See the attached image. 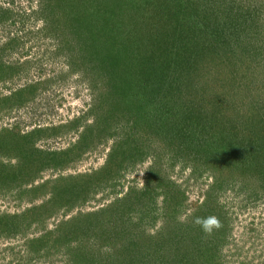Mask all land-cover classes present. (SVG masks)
<instances>
[{
	"label": "rangeland",
	"instance_id": "rangeland-1",
	"mask_svg": "<svg viewBox=\"0 0 264 264\" xmlns=\"http://www.w3.org/2000/svg\"><path fill=\"white\" fill-rule=\"evenodd\" d=\"M67 56L81 57L84 68L101 56L109 73L125 63L132 70L149 66L151 72L156 63L162 70L155 74L168 80L187 75L177 81L182 86L194 77L192 85L200 92L191 88L193 102L188 91L179 95L209 112L201 125L194 119L195 144L191 149L174 145L172 152L157 141L160 158L134 165L120 159V169L95 184L105 176L96 171L113 143L118 141L113 152L122 156L130 149L124 152L119 144L135 146L120 121L129 113L123 111L126 99L142 110L151 108L134 101L125 82L130 75L123 81L121 75H103L98 90L106 97L100 101L115 104L92 103L101 109L102 126L113 119L118 127L113 136H98L93 129L91 135L89 127L92 137L80 142L82 125L94 122H82L94 98L80 101L79 91L88 82L73 75L64 79L60 64ZM178 60L186 64L176 68ZM159 83L149 80L148 90L154 92ZM121 88L120 104L108 98ZM216 95L225 100L215 111L210 98ZM18 98L25 103L10 108L7 101ZM186 122L183 117L181 123ZM153 126L160 133L159 124ZM38 127L49 130L34 145L40 152L27 158L38 166L34 179L18 188L30 166L0 163V264H264V0H0V162L14 164L18 136ZM171 133L166 138L176 140ZM211 153L219 160L214 167ZM234 155L243 179H235V166L221 165ZM4 168L19 174L3 180ZM197 218H217L221 227L205 233ZM48 231L50 240L62 236L60 253L53 249L54 239L50 249L46 245L29 257L30 240L43 242Z\"/></svg>",
	"mask_w": 264,
	"mask_h": 264
},
{
	"label": "trees",
	"instance_id": "trees-1",
	"mask_svg": "<svg viewBox=\"0 0 264 264\" xmlns=\"http://www.w3.org/2000/svg\"><path fill=\"white\" fill-rule=\"evenodd\" d=\"M50 4H51V2H50ZM56 6L58 8L62 7V3L59 2L58 4H56ZM44 7H45V9L46 8L48 9V7H46V6H44ZM44 7H43V10H44ZM50 10H51L52 14L56 13L55 6L52 7L50 5L49 11ZM100 49H102V48L100 47ZM67 57L68 58L65 59V62H67L70 65V67H69V71L68 72L66 71L65 75H63L64 79H68V77L70 75L78 74L84 82H88L89 83L88 85H90L92 90L94 91V94H95L94 95V101H96V100L98 101V103H97L98 107H100L101 105H104V104H107V106L110 105L113 107V104H115V102H107L106 99H105L106 101H104V100L100 101V96L106 97V95H104L103 92L100 94L99 90H101V89L98 90V87L100 84L99 80L102 79L101 77L103 75H105L106 78H108V77L111 78L110 75H111V73H113V74H115V76L121 75L122 81H123L122 78H124L125 75H130L131 77L126 78L125 82H127V86L130 90V93H132V95L134 97V101L135 102H141V100H142L147 104V107L143 106L144 108H151V109L142 110V106L141 107L135 106L133 101L130 99V96H129V99H126V102H127L126 106H123L124 109L123 108L122 109H123V111L128 110L127 112H129V113H125L126 115H124V116L122 114L120 116V119H121L120 121H122V124L125 123V125H126V126L124 125L125 126L124 135H126L127 138L134 141L135 146L133 148H130V147L126 146V144H124V143L119 144L118 147L120 149H123L124 152L126 149H130V154L128 156H122L120 153H114L113 152V149L118 145V141L113 143L112 144V150L107 156L106 163L101 167V169L96 171L97 174L98 173H101V174L104 173L103 175H105V176L104 177L102 175L99 176L98 179L95 180V184L99 183L100 180L105 179L106 176L108 178V175H109L108 173L110 171L115 170V169H120V166L118 165V163L120 162V159H122L121 161H123V160L126 161L125 160L126 158L129 160L131 159V164H133V163H137V162H143L144 160L149 159L150 157L151 158H154V157L160 158L163 153H160L158 148L162 149V147L156 148V145L153 144V143L157 144L156 143L157 141L163 142V144H162L163 146L168 145L169 148L167 150L170 149L172 152L175 151L174 145H178V146L182 145L186 149H191L190 143L192 144V146L195 144V140H196L195 138L196 137H194L195 136L194 135L195 134L194 133L195 128L193 126H194L196 121L199 123V125H201L203 121H206L205 119H202V116L206 117L207 115H209V112H207V113L200 112L199 107L201 106L202 103L201 104L198 103L194 107L190 106L188 101H186L187 99H184L185 97L179 95V94L182 95L183 92L186 93V91H188L187 93H189V94H187L186 97H189L188 100L190 103L193 102L192 99H194V98L192 95L193 94L192 89H193L194 85H192V84H193L194 77L191 78L188 82H186L184 84V86H182L180 84V82H177V81L185 80L187 75H184V73L181 72V73L177 74L176 76H174V78L171 77V80H168V75L166 76L165 74H163L160 76V75L155 74L156 70H158V69L162 70V68H158V64H156V63H153L152 67H150V70H152L151 72L148 71L149 66H147L148 68L144 67V69L139 67V66H136L137 69L132 70V68L128 64L125 63L123 65V68L119 69V71L114 70V71L109 73L108 69L110 67L105 66L101 56L97 57L98 60L96 58H94L95 61L97 62V64L92 65L91 64L92 62L85 63L86 68H84L83 66H80V64L78 63L80 61L81 57H77V56H75V57L67 56ZM121 57L122 56L118 57V59L120 60ZM156 57H159V56H156ZM113 64L114 63H112V65ZM180 64L182 66V65L186 64V62L183 64L178 60L177 64H176V68H178V65H180ZM169 65H171L170 61H169ZM163 66H166V65H163ZM114 72H116V73H114ZM187 72H189V71H187ZM65 77H67V78H65ZM131 79H132V81H131ZM50 80L51 79H49V85L48 86H50V84H52V82H50ZM149 80H152L155 82H160L156 87L153 86L154 92L148 90ZM36 89H37V86L32 87V90H34L35 92L37 91ZM194 89L196 90V93H197V90H198V92H200L198 87L195 86ZM121 90L123 91V89L121 88V89H118V90L113 92V96H115V97H111L110 94H108V98H110L113 101L115 99H117L118 103L120 104L121 103L120 101L122 100V96H123V93H121ZM116 92L118 93V97H116ZM174 92H176V93H174ZM15 94L18 96L19 93L17 94V92H16ZM166 94L168 95V97H166ZM19 95H21V93ZM169 95H171V96H169ZM174 95H176V96H174ZM33 96H34V94L30 95L28 98L33 97ZM19 99L20 98H18L16 101L15 100L7 101L9 103H7V102L6 103L10 106V108L20 107L22 105V103H25L26 100L24 101V100H19ZM224 100H225V98L223 100H221L219 98V96L216 95V96H213L210 98V104L212 105L213 109L215 108L214 110L216 111L218 106L223 104ZM121 106H122V104H121ZM154 108H157L158 111L154 112L153 111ZM100 110L98 111L93 106L92 109L86 114L89 117L86 116L85 119H82L83 120L82 122H86V120L89 121V118L91 117V118H94V122L90 125L88 123L82 125V126H84V130L80 133V136H79L80 142L81 141L85 142V140L88 142V139L91 138L92 137L91 135L94 134L93 131L91 132L92 129L94 130V132L97 133L98 136L103 135V133L104 134L106 133L108 136L114 135V130L116 127H118V124H119L118 121L114 122L112 119L113 124L111 123L110 125H107V124H109L108 121L102 122L103 124H105L104 126H102L101 117H100L101 116ZM194 111H195V114L197 113L196 118H192ZM222 111H223V109H221V112ZM95 113L97 114V116H99V120L97 117L96 118L94 117ZM217 114L220 115L219 113H217ZM183 117H185V120H187L186 125L181 123V119ZM194 119H196V121ZM97 122H98L97 129H99L98 131L95 130ZM151 122L153 124H155V123L159 124L160 133L155 132L156 130H154L153 124H149ZM73 125L75 126L76 124L73 123ZM190 126L192 127V129H189ZM89 127H90V129H89ZM110 127L112 129H109ZM88 129L92 133L91 135H90V133H86ZM171 129H172V133H171L172 136L171 137L172 138L177 137L176 140L166 138V135L169 136V132L171 131ZM48 130H49L48 128L38 127L37 129L33 130V132H31L30 134H20V136H18L19 137L18 141L15 143L16 146L15 145L13 146L14 150L18 151V154L15 157V159H17V160H15L16 162H14V164L9 165V164H5L1 160V162H0L1 165L7 166L9 168L13 167V169L22 166L23 162L26 165L30 166L29 173L26 175V177L24 179H22L18 182L20 184L18 188L23 187L25 184L27 185L28 180L31 181L32 179H34V176H33V173L35 172L34 169L38 170V166L36 165V163H33V162H32L33 165H31L30 161L27 158L30 157L29 154H31V153L34 154V153L40 152L39 150H37L36 147H34V145H36L37 140L42 136L40 133L47 132ZM188 130L190 131V133H188ZM221 130H223V129H221ZM9 131L10 130H8V132ZM34 134H36L37 137L33 141H29L30 143L28 145H26L25 140L28 139L29 137H32ZM54 135H58V133L56 132V134H54ZM108 136H106V137H108ZM230 136L231 137L227 136V138L233 139V140L235 139V137L233 135L230 134ZM52 137H54V136H52ZM221 137L222 136H220V138ZM115 138L116 137L114 136V139ZM185 138H187V139H185ZM136 140H138V141L141 140L142 143H144V145L142 147H138L139 143H137ZM4 145H7V144L4 142ZM25 146L28 147V150L26 148H23ZM83 148H85V145ZM217 148H218V150L221 149L218 146H217ZM192 149H194V147ZM248 150H249V148H248ZM171 151H166L165 154L168 155V153ZM9 153H12V152H9ZM62 154H64V153H62ZM120 156H121V158H120ZM170 156H171V158H173L172 157L173 153H172V155H169V157ZM174 156L177 157L178 153H174ZM216 158H217L216 154H215V156H212V153H211V157L208 159V160H211V163L209 165H212L214 167L215 162L219 161V160H215ZM206 159H207V157H206ZM208 160H206V161H208ZM176 161L181 163V161L177 160V158H176ZM27 162H28V164H27ZM116 162H117V164H116ZM185 164L186 163H184L182 165H185ZM41 165H42V162L39 166H41ZM221 165L225 166V167L227 166L230 168H233L235 166L233 169H231V170H234V169L238 170V173L234 174L235 179L238 180L241 177L243 179V171H241V170H243V167L238 162V158L236 155L231 156L230 158L229 157L227 158L225 156L224 159H222V161H221ZM13 169H11V170H13ZM11 170H6V168H4V174L2 176L3 180L5 177H9L13 174H14V176H16L17 174H19V173H16L15 170H13L14 172ZM32 170H33V172H32ZM31 172H32V174H31ZM98 175H100V174H98ZM9 178H11V177H9ZM23 193H26V191L23 190ZM62 223H63L62 227L65 226L64 221ZM66 225H70V223H68ZM61 231H63V229H59V232H61ZM47 233L48 234H46V236L50 237V238L45 239L43 242H41L42 238H37V239H34L32 241L30 240L28 245L31 247L34 246L33 247L34 250L28 251L29 257H32V256L35 257L38 254L37 252L40 251L41 249H43L46 245H48L49 246L48 249H50V246H51L50 242L52 240H54L55 238L50 240L51 236H53V235L50 231H48ZM57 240H58V242H60L59 245L56 243ZM62 244H63L62 236L60 235L57 239H55V242L53 244V249H55V247L57 248L54 250V251L58 252L57 254L60 253L61 249L59 248V246H61ZM77 248L80 249L79 246H77ZM45 250H47V249H45ZM74 250H76V249H71L70 252L68 250V253H70L71 255L73 254L72 256H74L75 255ZM31 252H33V253L36 252V255L31 254ZM73 263H75V262H73Z\"/></svg>",
	"mask_w": 264,
	"mask_h": 264
},
{
	"label": "clouds",
	"instance_id": "clouds-1",
	"mask_svg": "<svg viewBox=\"0 0 264 264\" xmlns=\"http://www.w3.org/2000/svg\"><path fill=\"white\" fill-rule=\"evenodd\" d=\"M60 59H62V57H60ZM61 66H65V68H63L64 69V71H69V67H70V65L67 63V62H65V65H62V62H61V64H60ZM62 68V67H61ZM74 77H76V79H78L79 80V82H83L84 83V81L81 79V77L78 75V74H75V75H73ZM87 84V82H85V84L84 85H86ZM75 86V85H74ZM80 85H77V87H79ZM79 88H81V87H79ZM80 92V96H79V98H80V101H82V102H86V101H83L84 99L83 98H85V97H88V95L91 97V98H94V91L92 90V88H91V86L89 85V87H86L85 89H81V91H79ZM76 95H78V93H76ZM78 98V99H79ZM94 103V99L91 101V104H89V106L91 107V109H92V107H93V103ZM83 103V104H84ZM86 104V103H85ZM85 114V113H84ZM83 114V115H84ZM91 118V117H90ZM77 119V118H76ZM111 150H112V147H110L109 148V151H108V153H110L111 152ZM107 156H108V154L106 155V159H107ZM150 159V158H149ZM148 160V159H147ZM105 163H106V160H105ZM104 163V164H105ZM103 164V165H104ZM135 168V167H134ZM195 223L196 224H198V225H200L201 226V228H202V230L205 232V233H211L214 229H218L219 227H221V224H220V221L217 219V218H197L196 219V221H195Z\"/></svg>",
	"mask_w": 264,
	"mask_h": 264
}]
</instances>
